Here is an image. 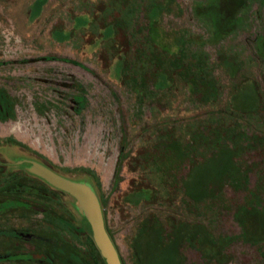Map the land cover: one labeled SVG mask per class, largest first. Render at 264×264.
Returning <instances> with one entry per match:
<instances>
[{
    "label": "rangeland",
    "instance_id": "374dc122",
    "mask_svg": "<svg viewBox=\"0 0 264 264\" xmlns=\"http://www.w3.org/2000/svg\"><path fill=\"white\" fill-rule=\"evenodd\" d=\"M263 6L0 0V95L14 111L0 121V202H21L0 229L106 264L79 201L43 168L93 190L123 264H141L138 244L152 264H264ZM201 165L210 173L189 182H208L189 197ZM140 190L153 200L128 203Z\"/></svg>",
    "mask_w": 264,
    "mask_h": 264
},
{
    "label": "flooded vegetation",
    "instance_id": "af4514ba",
    "mask_svg": "<svg viewBox=\"0 0 264 264\" xmlns=\"http://www.w3.org/2000/svg\"><path fill=\"white\" fill-rule=\"evenodd\" d=\"M264 0H258L260 6L264 5ZM264 7V6H263ZM22 164V163H21ZM19 164V165H21ZM18 165V167H20ZM9 164L5 162H0V175L6 176L10 174L8 172ZM5 170V173L2 171ZM2 172V173H1ZM12 173V172H11ZM14 176V174H11ZM24 177L26 175L24 174ZM14 178V177H13ZM39 180L44 182L47 185H51L48 181H46L42 177H37ZM18 185V183H13L11 188ZM53 189H55L54 193L63 195L68 194L62 190H59L51 185ZM10 190V189H9ZM13 189H11L12 191ZM7 193V192H5ZM4 198L7 199L5 202H0V210L10 209L15 210V208H19L20 201H16L13 199V196L9 194H5ZM12 202H15L12 204ZM11 203V204H9ZM34 240V241H32ZM60 239L57 238H48V237H38L35 235L24 234L20 230L16 228L10 229H0V241L4 243H8L6 247H12L13 250H7L0 253V263H8V264H57L58 260L63 264H80L75 261L73 257L69 253L62 252L63 247L60 250H57L55 247H51L52 243L58 241ZM61 241V240H60ZM23 242H28L34 245V247L42 248L43 251H39L34 254L21 253L25 246ZM64 243L61 241V246Z\"/></svg>",
    "mask_w": 264,
    "mask_h": 264
},
{
    "label": "water",
    "instance_id": "95a60500",
    "mask_svg": "<svg viewBox=\"0 0 264 264\" xmlns=\"http://www.w3.org/2000/svg\"><path fill=\"white\" fill-rule=\"evenodd\" d=\"M40 174L49 183L75 197L80 203V211L88 218L95 243L102 253L106 264H123L115 244L113 243L104 220L101 206L93 190L84 184L67 182L55 173L40 168Z\"/></svg>",
    "mask_w": 264,
    "mask_h": 264
},
{
    "label": "trees",
    "instance_id": "16d2710c",
    "mask_svg": "<svg viewBox=\"0 0 264 264\" xmlns=\"http://www.w3.org/2000/svg\"><path fill=\"white\" fill-rule=\"evenodd\" d=\"M247 3H248V1L246 2V4ZM122 43L127 44L126 40H124V42H122ZM123 53H125V52H123ZM124 62H126V61H124ZM124 62H123V66L125 65ZM230 64H233L236 68V64L234 62H232ZM13 114H14V111H13V106H12L11 102L7 98H4L0 95V121L5 122V121L13 118ZM226 157H228V159H226ZM231 158L233 160V157H230L229 152L225 151L221 154V156L219 157V160H222L224 163V162H226V160H229ZM198 170H201V172L207 170L208 174L210 173V169L207 168L206 165H203V166L201 165L200 167H196V168H193V170H191L188 178L186 179L187 182H185L186 192H187L189 197L190 196H197V193L199 192V190L200 189L204 190L206 183L208 182L207 180L203 181L202 178L200 179V183H198V181H196L195 183L189 182V179L191 177H195V176L197 177L198 176V174H197ZM126 200L128 203H134V205H139L144 200H146V201L153 200V196L149 192H143L142 190H140L138 192H134L132 194H129L126 197ZM51 247H55L57 250H60L62 248L61 241L58 240V241L53 242ZM136 252H137L136 254H137L139 263H141V264H152L153 259H151V257L149 258L147 246H145V248H143L142 246H140L138 244L136 246ZM150 261H151V263H150Z\"/></svg>",
    "mask_w": 264,
    "mask_h": 264
}]
</instances>
